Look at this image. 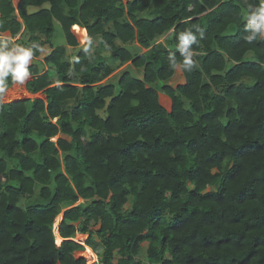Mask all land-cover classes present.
Here are the masks:
<instances>
[{
	"label": "trees",
	"instance_id": "16d2710c",
	"mask_svg": "<svg viewBox=\"0 0 264 264\" xmlns=\"http://www.w3.org/2000/svg\"><path fill=\"white\" fill-rule=\"evenodd\" d=\"M257 3L0 0V40L21 33L48 66L28 65L27 89L45 98L0 94V264H87L78 233L94 264H264V40L244 28ZM197 24L189 72L178 33L199 40ZM178 65L182 83L154 87Z\"/></svg>",
	"mask_w": 264,
	"mask_h": 264
},
{
	"label": "clouds",
	"instance_id": "9594fccd",
	"mask_svg": "<svg viewBox=\"0 0 264 264\" xmlns=\"http://www.w3.org/2000/svg\"><path fill=\"white\" fill-rule=\"evenodd\" d=\"M246 21L247 23L244 25V28L248 34L245 36V41L251 44L258 39L264 40V0H258L254 8L251 4L247 5ZM193 27L198 28L199 40L197 34L192 31V27L185 28L178 33L180 43L177 45V49L183 57V66L189 72L195 67L192 58L193 53L199 48V43L204 39L203 30L199 28V25H193ZM10 44L12 45L11 47H9ZM193 44H197L196 49L192 47ZM45 50V47L39 45L34 49L11 43L7 39L0 40V94L6 91V81L9 76H11L14 83L23 84L31 75L28 65L33 59L34 52L39 51L43 54ZM175 66L176 61L172 58L170 60V67ZM54 228L56 229V227ZM82 245L87 247L85 243Z\"/></svg>",
	"mask_w": 264,
	"mask_h": 264
},
{
	"label": "rangeland",
	"instance_id": "374dc122",
	"mask_svg": "<svg viewBox=\"0 0 264 264\" xmlns=\"http://www.w3.org/2000/svg\"><path fill=\"white\" fill-rule=\"evenodd\" d=\"M125 2L127 1V0H124ZM50 6V3H45L44 4V7H49ZM40 7H36V6H32V7H30L29 8V11L30 12H33V11H36V10H38ZM55 31H54V33H53V35H52V41L54 42V44L55 45H68L67 44V38H66V35H65V32H64V29H63V27H62V25H61V23L58 21V20H55ZM73 27V26H72ZM74 28H75V26H74ZM76 30V29H75ZM77 38H78V41H79V44L81 45V44H84L86 41H88V40H90V38H89V36H88V38L86 37V34H85V36L83 37L82 35H81V32L79 31V33H78V31H77ZM168 35V34H167ZM167 35H165V36H163V37H161L160 39H159V41H164L165 40V38L167 37ZM68 50H69V52L70 53H72V52H78V50H79V48L78 47H69L68 46ZM135 50L136 51H138V52H140V53H142V52H144V51H146V49H136L135 48ZM131 64V61L130 62H128V63H126V64H124V65H122L119 69H117L115 72H113L112 74H110L107 78H105L101 83H104V84H106V83H116L117 81H118V79H119V77H120V75H121V72L123 71V70H126L127 69V67H128V65H130ZM133 71H134V73L137 75V76H139V77H143V71H142V69H136V68H133ZM183 82V78H182V72H181V68H180V66L178 65L177 66V68H176V72H175V74L167 81V82H164V83H160V82H158V83H155L154 84V87L155 88H157L159 91H161L162 90V88H163V86L164 85H166V84H171L172 86H176V85H178L179 83H182ZM250 82V81H249ZM117 85V87H116V93L118 92V90H119V88H118V84H116ZM19 98L20 99H28V98H31V99H33V98H45V95H44V93H43V91H40V92H38V93H34V94H26V95H21V96H19V97H16V98H14V99H12L13 101H16V100H19ZM6 101H9L10 102V99L9 100H7V99H5ZM12 102V101H11ZM57 137H55V139H56ZM22 201H24V199L22 200ZM59 218H60V220H59ZM61 220H62V217L60 216V217H57V219H56V222H57V225L59 226V221L61 222ZM56 222H55V224H54V227H56ZM58 228H56L55 229V234H56V241H57V243L59 244L60 243V241L58 240V236H59V234L57 233L58 232V230H57ZM88 237V234H81V233H78L77 234V236H76V238L74 239L75 241H77L78 243H80V242H82V244L84 243V240L86 239ZM147 246H148V243L147 242H144L143 244H142V252H141V257H145V255H146V249H147ZM85 250H87L86 249V246H85V249L84 250H81V251H77L76 252V256L78 257V258H85L86 260H87V264H94V263H99V257H98V255H97V253L93 250V253H94V259H95V261L94 262H92V263H89V259H88V257H87V254L85 253Z\"/></svg>",
	"mask_w": 264,
	"mask_h": 264
},
{
	"label": "crops",
	"instance_id": "0c3cea01",
	"mask_svg": "<svg viewBox=\"0 0 264 264\" xmlns=\"http://www.w3.org/2000/svg\"><path fill=\"white\" fill-rule=\"evenodd\" d=\"M19 3H20V0H13V5L16 8L18 7ZM3 17L4 16L0 12V20L3 19ZM19 20L23 23L22 18L19 17ZM74 26H75V28H74ZM24 28L25 27L23 25V30H24ZM77 31H78V33L80 31L81 32V35H83V33L86 34V37L88 38V32H87L86 28L81 23H79V22L76 23V24H74L73 27H72V32L76 36V38L78 37L77 34H76ZM4 36L7 37V38H9L8 39L9 41H12V43H15L16 44V41L21 37V33L17 34L15 37L11 38V37H9V32H6ZM0 37H1V35H0ZM77 40H78V38H77ZM17 44L24 45L26 47V45L28 43H27V40L26 39H23L22 41H20V43L18 42ZM54 46H59V45H55L54 44ZM69 47H71V46H69ZM42 60H43V56L42 57H34L33 56V59H32V61L30 63L39 62L41 71L44 72V71H46L48 69V66L46 64H43L42 63ZM32 78H33V75H30V77L23 84L13 83V85L11 87H9L5 91V94H4L3 98H2V102H9V101H6L5 99L9 100V98H8L9 97V94H12L13 93V90L18 91V92H25L26 91V92H29V94H34V93L30 92L27 89V82L29 80H31ZM12 98L13 97H11V99ZM19 100H21V99L19 98ZM11 101H13V100H10V102Z\"/></svg>",
	"mask_w": 264,
	"mask_h": 264
},
{
	"label": "bare ground",
	"instance_id": "6f19581e",
	"mask_svg": "<svg viewBox=\"0 0 264 264\" xmlns=\"http://www.w3.org/2000/svg\"><path fill=\"white\" fill-rule=\"evenodd\" d=\"M85 34L83 33V35L82 36H84ZM26 94H29V92H18V91H15V90H13V93L12 94H9V99L10 100H12V99H14V98H16V97H19V96H21V95H26ZM11 97H13L12 99H11ZM61 217H62V215H60ZM59 216V217H60ZM59 220H60V218H59ZM59 223H60V221H59ZM56 228H58V225H57V222H56ZM58 240L61 242L62 240H63V238L59 235L58 236ZM86 249L87 250H85V253L87 254V257H88V259H89V263H92V262H94L95 261V259H94V253H93V250H92V248L91 247H89V246H87L86 247Z\"/></svg>",
	"mask_w": 264,
	"mask_h": 264
}]
</instances>
